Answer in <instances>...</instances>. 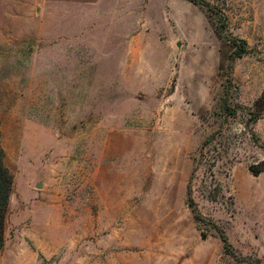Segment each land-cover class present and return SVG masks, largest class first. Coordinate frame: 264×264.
Listing matches in <instances>:
<instances>
[{"label": "rangeland", "instance_id": "rangeland-1", "mask_svg": "<svg viewBox=\"0 0 264 264\" xmlns=\"http://www.w3.org/2000/svg\"><path fill=\"white\" fill-rule=\"evenodd\" d=\"M196 1L0 0V264H264V0Z\"/></svg>", "mask_w": 264, "mask_h": 264}, {"label": "trees", "instance_id": "trees-1", "mask_svg": "<svg viewBox=\"0 0 264 264\" xmlns=\"http://www.w3.org/2000/svg\"><path fill=\"white\" fill-rule=\"evenodd\" d=\"M189 2L193 3L194 5H200L196 0H188ZM239 42V43H238ZM238 44H244L243 41H238ZM237 48V47H236ZM236 51H234L233 58H238L240 56H242V52L243 49L240 48V50L237 48L235 49ZM236 52V53H235ZM264 99V95L262 97H260L255 103H254V109H256L260 103L263 101ZM226 106V105H224ZM235 108H228V107H224L223 112H225L227 115L229 114L230 116H233L235 114ZM249 120L251 123H255L258 118H260V113L255 112V113H249ZM3 159H4V153L0 147V251L3 248L4 245V224H5V219H6V214H7V208H8V201H9V196L11 193V187H12V176L10 175L9 171L7 170V168L4 166L3 163ZM264 163L262 164H257V165H251L248 167V171L253 175V176H258L260 173H264V167H263ZM191 190L188 187L187 189V206L190 209V211L193 214V218L195 222H199L200 221V215L198 213H196L195 211V203L193 201V199L191 198ZM220 238L223 242V246H224V250L226 252H230L232 249L228 243V240L226 238L225 235H223V233H221Z\"/></svg>", "mask_w": 264, "mask_h": 264}, {"label": "water", "instance_id": "water-1", "mask_svg": "<svg viewBox=\"0 0 264 264\" xmlns=\"http://www.w3.org/2000/svg\"><path fill=\"white\" fill-rule=\"evenodd\" d=\"M40 187V185H38V188Z\"/></svg>", "mask_w": 264, "mask_h": 264}]
</instances>
